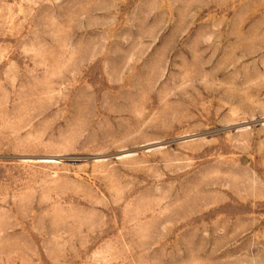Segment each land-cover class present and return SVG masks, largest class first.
<instances>
[{"label": "rangeland", "instance_id": "374dc122", "mask_svg": "<svg viewBox=\"0 0 264 264\" xmlns=\"http://www.w3.org/2000/svg\"><path fill=\"white\" fill-rule=\"evenodd\" d=\"M0 264H264V0H0Z\"/></svg>", "mask_w": 264, "mask_h": 264}]
</instances>
